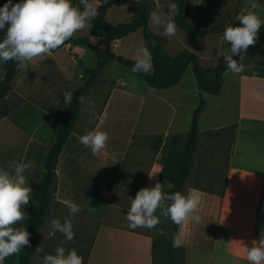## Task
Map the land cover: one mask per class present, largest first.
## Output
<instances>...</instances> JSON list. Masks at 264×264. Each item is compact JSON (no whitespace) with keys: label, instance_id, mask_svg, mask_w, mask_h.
<instances>
[{"label":"crops","instance_id":"crops-1","mask_svg":"<svg viewBox=\"0 0 264 264\" xmlns=\"http://www.w3.org/2000/svg\"><path fill=\"white\" fill-rule=\"evenodd\" d=\"M89 2L94 7L100 4L97 0ZM4 3L6 0H0V6ZM77 33L87 36V27ZM3 36L4 31L0 30V39ZM89 39L93 43L96 38ZM100 39L109 40L113 45L120 41L110 33ZM85 51L82 46L68 44L27 61L19 67L14 85L5 96L7 99L13 93L20 99L18 106L8 111L0 108V169L11 173L17 163L27 164L29 167L24 175L33 192L40 178V162L66 111V105L62 103L63 94L83 77V69L91 68L82 64ZM110 64L103 70V77ZM80 65L81 69L78 68ZM243 65L238 74L228 70L223 73L217 95L207 96L198 90L193 73H187L191 66L186 68L175 86L165 90L144 85L141 90L133 91L117 84L108 92L92 124L89 115L96 111L92 105L94 102L85 108L80 101L72 131L56 162L55 188L50 193L49 206L30 264H40L41 257L54 253L57 246H63L66 253L71 249L64 236L59 232L53 234L49 225L53 218L63 223L66 217L72 221L74 238L88 242L84 264H151L153 237L136 230L138 227L127 228V209H113L112 199L133 139L158 136L163 139V146L166 138L185 134L199 98L205 100L206 106L197 118L198 138L184 194L192 189L198 190L200 205L196 214L201 219L196 223L189 218L178 224L175 247L182 252L204 249L203 240L208 236V226L212 224L219 228L224 217H227L229 225L234 217H241V206L251 205V217H256L253 207L264 204V154L251 150V124L264 122V108L258 109L260 102L264 104V66L245 62ZM228 74L233 79L231 86L225 85ZM2 78L1 70L0 80ZM186 84L191 85V90ZM257 96L261 100L258 101ZM207 111H211L214 121L201 126L200 119ZM222 115L230 116L231 120L214 124ZM232 125H235L234 129L229 128ZM93 130L108 133L105 148L96 155L79 142L81 135ZM227 130L232 132L227 133ZM226 142H230L232 147L228 162L222 156L221 145L225 146ZM242 147L244 149L240 151ZM159 155L160 151L146 171L145 188L154 187L159 182L162 169ZM234 157L237 164L233 166ZM246 174H251L250 179L245 177ZM169 185L163 182V190L170 189ZM32 200H29V209L33 206ZM69 200L80 207L79 213L72 217L68 216L65 204ZM165 203L168 205V201ZM155 215L160 217L159 208ZM114 217H120L118 224H114ZM23 220L14 227H20ZM38 242L42 251L34 263Z\"/></svg>","mask_w":264,"mask_h":264},{"label":"rangeland","instance_id":"rangeland-1","mask_svg":"<svg viewBox=\"0 0 264 264\" xmlns=\"http://www.w3.org/2000/svg\"><path fill=\"white\" fill-rule=\"evenodd\" d=\"M75 1L76 0H72L74 7H76ZM97 1L101 4L107 0ZM173 1L174 0H128L126 6L121 5L112 7L106 14L105 19L111 24L128 22L136 6L139 3H143L145 6V12L148 16V28L153 34L162 39L164 53L169 57H175L183 50L192 52L199 57V63L203 70L209 73L212 72L218 62L223 59L222 56L227 53L223 48L224 40H221V37L223 36V26L232 21L239 20L238 18L240 15L248 12L255 13L262 21H264V0H191L190 16L188 19L190 25L194 30L214 28L215 32L212 33V35L196 39L176 28L174 36H165L162 28L152 25L149 15L153 11L160 14L167 13L168 6ZM168 19H172V17L169 16ZM74 36H78V33H74L72 37ZM93 44L130 60H135L136 51L143 48L142 34L139 30L123 37L116 45L111 44L109 40H102L100 38H96L93 41ZM245 53V63L251 64L263 62L264 42L260 45H250ZM4 63H0V71L2 70L3 75ZM82 64L90 67H94L96 64L94 55L87 49ZM78 68L81 69V65ZM105 73L106 75L104 77L101 73V76L94 82L92 88L83 97L85 108L90 106L88 104L91 101L94 102L92 105H94L96 111L93 110L94 113L89 115L91 124L96 118L98 110L104 103L108 92L117 86V84L119 86L122 84L126 89L133 91L141 90L144 86L141 77L133 74L121 64L112 62L108 72L104 71V74ZM187 73L192 75L191 67H188ZM20 74H23L21 70ZM188 74H186V79L188 78ZM232 80L231 74H228L225 78V85L231 86ZM79 83L80 80L75 81L73 84L77 85ZM186 85L189 87V90H191V85ZM12 94L7 99L4 98L0 101V108L2 107L5 111H8L10 108L18 106L20 99ZM259 100L261 99L259 98L258 101ZM260 108H264V104L261 102L258 106V109ZM230 120V116L222 115L214 124L229 122ZM211 121H214L213 116L211 115V111H207L201 117L200 125L206 126V124L208 125ZM226 132L229 133L232 132V130H227ZM225 134L226 133H224L223 136ZM171 137L165 139L163 146H161L163 139L158 136L133 139L130 150L128 151L124 169L118 180L115 195L112 199L113 209L117 211L128 209L131 203L130 198H135L137 191L141 188H145L146 171L152 166L157 152L160 151L161 153V155H159V162L161 164L166 160L169 153L179 152L180 145L170 140ZM221 146L222 156L228 162V157H230L232 151L231 143L226 142L225 146L223 144ZM243 149L244 147L239 148L240 151ZM251 150H258L264 154L263 121L251 124ZM236 157L232 160L233 166L237 164ZM253 166L254 165L252 164V168ZM250 176L251 174L245 175V177L249 179ZM165 202L164 206L167 207ZM29 206V204L22 206V210L27 213ZM159 211V223L155 228L149 229L147 227H138L136 229L150 234V236L153 237V241L167 238L169 235L171 220L161 214V209H159ZM253 212H257L256 217H251V205H244L240 207L241 217H234L229 225H227V217H224L223 223L219 228L212 224L209 225L207 228L208 236L203 240L204 249L183 250V264H251V261L247 259V248L251 247V243H258L260 240L261 230L264 229V204L254 206ZM113 220H115L114 224H118L117 221L120 220V217H117V219L114 217ZM86 244H88V242L85 243V241L82 242L79 239L74 238L73 241H68L67 246L71 249H75L77 254L82 256L85 261L87 254ZM38 247H40L39 242L37 244V248ZM179 251V249L176 251L177 264H180ZM38 257L39 251H37L34 258V263ZM14 261V256L11 255L4 259V264H14Z\"/></svg>","mask_w":264,"mask_h":264},{"label":"clouds","instance_id":"clouds-1","mask_svg":"<svg viewBox=\"0 0 264 264\" xmlns=\"http://www.w3.org/2000/svg\"><path fill=\"white\" fill-rule=\"evenodd\" d=\"M83 8L74 7L72 0H6L0 6V30L4 36L0 39V62L15 61L20 66L33 58L48 54L57 49L74 33L85 27L91 28L90 23L97 16V9L88 0H81ZM179 6L171 2L167 13L160 14L156 11L150 13L149 18L153 26L163 29L165 36H174L176 24L174 19L178 14ZM238 26H226L223 40L228 44V52L223 60L226 69L232 73H240L244 65L241 53L246 52L250 45L256 42L259 30L264 21L255 13L248 12L239 16ZM239 56V62L233 59ZM151 53L147 47L140 48L135 53V63L131 68L133 74L149 73L152 67ZM73 93L63 94L64 103L70 104ZM257 99L259 96L256 97ZM83 102V97L79 98ZM108 133L103 131H88L79 137V142L91 153L96 155L105 148ZM29 166L17 163L13 172L0 169V264L4 259L20 252L30 243V233L23 226L14 227L22 221L27 213L22 211V206L29 204L33 197L32 188L28 185L24 175ZM173 187L172 185L168 186ZM125 218L129 229L137 227L155 228L159 218L156 210L161 209V214L167 216L173 223L180 224L189 220L200 222L197 210L200 205V195L197 189H192L187 194L180 191L165 192L161 183L154 187L141 188L135 198H130ZM165 201H170L167 207ZM36 203V200H32ZM68 216L79 213L80 207L72 201H65ZM50 228L62 234L67 241H73L75 233L71 219L66 217L63 223L53 218L49 222ZM37 251H42L41 247ZM247 259L252 264H264V229L261 230L259 242L247 248ZM40 264H84L83 257L75 249L65 252L63 246H57L54 253H46L40 259Z\"/></svg>","mask_w":264,"mask_h":264},{"label":"trees","instance_id":"trees-1","mask_svg":"<svg viewBox=\"0 0 264 264\" xmlns=\"http://www.w3.org/2000/svg\"><path fill=\"white\" fill-rule=\"evenodd\" d=\"M90 0H88L89 2ZM128 0H107L95 8L97 9V16L90 21L92 27H87V36L78 35L71 37L64 44L65 45L82 46L92 52L95 57L96 64L94 67L83 69V78L80 83L71 85L65 92L71 91L73 93L70 104L66 105V111L57 125L56 135L52 143L47 147L45 156L40 162V178L35 184L32 199L36 203L29 209L26 218L22 222V226L30 233V243L26 245L20 252L13 254L14 264H30L31 258L35 252L36 242L38 239V232L42 226L43 218L47 212L50 193L55 188L56 173L55 166L61 150L72 131V127L76 120L80 99L93 86L94 82L101 76L102 71L112 63H118L131 71L135 60H130L116 55L104 48L98 47L90 42L89 37L100 38L110 33L116 39L132 34L136 31H141L143 47H147L151 53L152 67L149 73H136L142 78L145 86L155 90H165L175 86L183 76L186 68L191 66L193 77L200 92H205L208 95H217L221 89L222 75L227 70L224 60H220L212 72H205L198 62V57L189 51L183 50L175 57H169L163 51L162 39L153 34L148 28V16L145 12L143 3H139L130 20L125 23L111 24L105 19L107 12L114 6L125 4ZM190 1L191 0H174L179 6L178 14L174 19L176 28L184 31L192 38H202L212 35L215 32L214 28L194 30L190 25L188 19L190 16ZM81 0H76V7L81 8ZM238 26L239 20L232 21L222 27V33L226 26ZM264 42V25L259 30V36L256 39L255 45H260ZM223 48L228 52V44L224 41ZM56 50V49H55ZM243 56L242 63L245 62L246 53H241ZM239 62V56H234ZM264 66V61L261 62ZM20 65L17 62L9 60L4 63V75L0 80V101H2L7 93L12 89L15 79L17 77ZM206 106L203 98H199L197 106L191 114V121L189 130L185 134H177L172 136L170 140L180 145L179 152L169 153L166 160L162 163L159 183L166 182L173 187L165 192L180 191L184 194V184L191 174L192 157L196 147L198 130L197 118ZM229 128L234 129L235 125ZM170 203V201H168ZM178 224L171 221L169 235L167 238H162L158 241L152 242L151 247V264H177L176 263V247L174 244L177 233ZM180 264H183V252L179 251Z\"/></svg>","mask_w":264,"mask_h":264}]
</instances>
